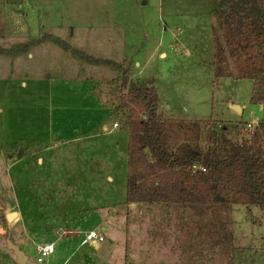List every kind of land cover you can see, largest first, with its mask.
<instances>
[{
    "label": "rangeland",
    "instance_id": "obj_1",
    "mask_svg": "<svg viewBox=\"0 0 264 264\" xmlns=\"http://www.w3.org/2000/svg\"><path fill=\"white\" fill-rule=\"evenodd\" d=\"M213 2L0 0V264H18L8 238L30 262L53 243L41 264H225L208 247L186 262L193 221L182 210L126 203L127 116L116 111L126 90L115 68L81 56L129 65L162 118L210 120L239 141L264 123V106L250 101L251 80L213 75ZM229 214L235 264H264L261 210Z\"/></svg>",
    "mask_w": 264,
    "mask_h": 264
},
{
    "label": "trees",
    "instance_id": "obj_2",
    "mask_svg": "<svg viewBox=\"0 0 264 264\" xmlns=\"http://www.w3.org/2000/svg\"><path fill=\"white\" fill-rule=\"evenodd\" d=\"M213 3L220 33V41L212 33L213 75L251 80L250 101L264 106V0ZM44 40L68 50L52 36ZM81 56L86 64L115 68L121 74L122 91L126 90L116 107L127 116L126 203L182 210L183 220L193 221L182 242L186 262L203 257L208 247L217 249L225 264H232L230 206L256 207L264 217V123L249 134L238 133L237 141L228 128L217 130L210 120L162 118L153 87L133 83L129 65L123 68L113 61Z\"/></svg>",
    "mask_w": 264,
    "mask_h": 264
},
{
    "label": "water",
    "instance_id": "obj_3",
    "mask_svg": "<svg viewBox=\"0 0 264 264\" xmlns=\"http://www.w3.org/2000/svg\"><path fill=\"white\" fill-rule=\"evenodd\" d=\"M231 109H233L236 112H240L239 107L230 106ZM17 215L15 212L7 214L6 220L10 222L13 220V218ZM7 249L12 252V254L15 256L18 264H37L35 262L28 261L27 255L17 246L15 245L9 238L6 240Z\"/></svg>",
    "mask_w": 264,
    "mask_h": 264
},
{
    "label": "built area",
    "instance_id": "obj_4",
    "mask_svg": "<svg viewBox=\"0 0 264 264\" xmlns=\"http://www.w3.org/2000/svg\"><path fill=\"white\" fill-rule=\"evenodd\" d=\"M96 238L94 232H89L86 236V240H91ZM83 243V242H82ZM54 253V244H41L38 245L35 249V263L41 264L43 263L50 255Z\"/></svg>",
    "mask_w": 264,
    "mask_h": 264
},
{
    "label": "crops",
    "instance_id": "obj_5",
    "mask_svg": "<svg viewBox=\"0 0 264 264\" xmlns=\"http://www.w3.org/2000/svg\"><path fill=\"white\" fill-rule=\"evenodd\" d=\"M240 110L242 111V108H241ZM101 231L105 232L106 230H105L104 228H102ZM89 232H93V231H89ZM89 232H88V233H89ZM88 233H87V234H88ZM87 234H85V237H84V239H83L82 242H84V241H88V239L86 240V236H87ZM255 249L257 250V249H259V248H255ZM243 250H245V249H243ZM243 250H242V251H243ZM236 251H238V248L235 247V246H233V244H232V252H231V256H230V260H231L232 264H235V262H234V256H235Z\"/></svg>",
    "mask_w": 264,
    "mask_h": 264
},
{
    "label": "bare ground",
    "instance_id": "obj_6",
    "mask_svg": "<svg viewBox=\"0 0 264 264\" xmlns=\"http://www.w3.org/2000/svg\"><path fill=\"white\" fill-rule=\"evenodd\" d=\"M15 216H17V215H15Z\"/></svg>",
    "mask_w": 264,
    "mask_h": 264
}]
</instances>
